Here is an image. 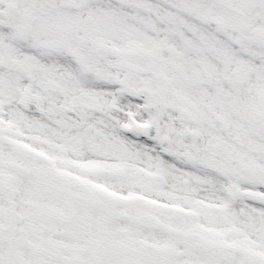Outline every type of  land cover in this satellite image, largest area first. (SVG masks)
I'll return each mask as SVG.
<instances>
[{
  "label": "snow or ice",
  "instance_id": "6c2138e0",
  "mask_svg": "<svg viewBox=\"0 0 264 264\" xmlns=\"http://www.w3.org/2000/svg\"><path fill=\"white\" fill-rule=\"evenodd\" d=\"M0 264H264V0H0Z\"/></svg>",
  "mask_w": 264,
  "mask_h": 264
}]
</instances>
